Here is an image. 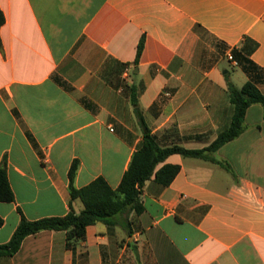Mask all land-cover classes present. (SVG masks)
Segmentation results:
<instances>
[{
  "label": "crops",
  "instance_id": "0c3cea01",
  "mask_svg": "<svg viewBox=\"0 0 264 264\" xmlns=\"http://www.w3.org/2000/svg\"><path fill=\"white\" fill-rule=\"evenodd\" d=\"M0 10V165L14 194L0 201V244L21 216L82 210L69 195L74 161L75 187L100 176L117 188L143 135L132 88L150 132L188 149L229 126L227 81L264 94V0H0ZM243 124L213 160L168 156L180 170L169 185L144 183L140 213L88 225L75 249L64 231H39L0 264H264L263 107Z\"/></svg>",
  "mask_w": 264,
  "mask_h": 264
},
{
  "label": "trees",
  "instance_id": "16d2710c",
  "mask_svg": "<svg viewBox=\"0 0 264 264\" xmlns=\"http://www.w3.org/2000/svg\"><path fill=\"white\" fill-rule=\"evenodd\" d=\"M4 21V15L0 10V27ZM142 48L143 39L141 38L137 45L134 63L138 62ZM227 94L233 105L229 126L219 132L208 146L201 149H188L177 143L162 144L160 139L150 132L143 123L138 99L134 88H132L130 100L136 117L143 124V135L117 188H111L100 176L85 186L75 187L74 178L78 162L74 161L68 172L69 195L70 201L74 199L81 201L82 210L77 213L71 207L68 213L63 216H49L37 220H28L21 216L10 239L4 244H0V257L14 255L25 237L42 230L64 231L66 248L75 249L85 240L88 225L99 221L113 225L115 223L113 218L117 214L140 213L143 209L140 194L144 183L153 178L163 186L169 185L180 170V166L177 164L165 163L168 156L180 154L184 157L213 160L210 156L212 152L243 132L244 116L250 105L258 103L264 110V94L249 81L240 87L228 81ZM160 164L161 166H159ZM13 200L14 194L7 178L5 166L0 165V201L11 202Z\"/></svg>",
  "mask_w": 264,
  "mask_h": 264
},
{
  "label": "built area",
  "instance_id": "2783aa9c",
  "mask_svg": "<svg viewBox=\"0 0 264 264\" xmlns=\"http://www.w3.org/2000/svg\"><path fill=\"white\" fill-rule=\"evenodd\" d=\"M228 58L229 60H233V57L231 55H228ZM165 95L168 97L170 96L171 94L169 92H166Z\"/></svg>",
  "mask_w": 264,
  "mask_h": 264
},
{
  "label": "rangeland",
  "instance_id": "374dc122",
  "mask_svg": "<svg viewBox=\"0 0 264 264\" xmlns=\"http://www.w3.org/2000/svg\"><path fill=\"white\" fill-rule=\"evenodd\" d=\"M131 74L133 75L134 73L131 71ZM228 82V81H227Z\"/></svg>",
  "mask_w": 264,
  "mask_h": 264
}]
</instances>
